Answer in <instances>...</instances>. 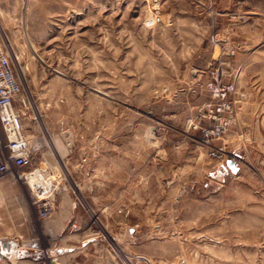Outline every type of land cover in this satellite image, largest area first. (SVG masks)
<instances>
[{
	"label": "rangeland",
	"instance_id": "obj_1",
	"mask_svg": "<svg viewBox=\"0 0 264 264\" xmlns=\"http://www.w3.org/2000/svg\"><path fill=\"white\" fill-rule=\"evenodd\" d=\"M0 33L53 201L0 177V264H264V0H0Z\"/></svg>",
	"mask_w": 264,
	"mask_h": 264
},
{
	"label": "built area",
	"instance_id": "obj_2",
	"mask_svg": "<svg viewBox=\"0 0 264 264\" xmlns=\"http://www.w3.org/2000/svg\"><path fill=\"white\" fill-rule=\"evenodd\" d=\"M232 89V84L225 85L216 93L217 114L228 113L231 110L227 95ZM22 90V82L0 33V177L16 171L19 177L24 175L23 181L28 183L26 175H35L39 170L34 167L36 148L28 139L23 117L15 106ZM31 188L35 192L33 205L37 216L41 219L49 217L53 211V201L45 196L47 186Z\"/></svg>",
	"mask_w": 264,
	"mask_h": 264
},
{
	"label": "bare ground",
	"instance_id": "obj_3",
	"mask_svg": "<svg viewBox=\"0 0 264 264\" xmlns=\"http://www.w3.org/2000/svg\"><path fill=\"white\" fill-rule=\"evenodd\" d=\"M19 60V59H18ZM26 68V67H25ZM22 75V74H21ZM39 116V115H38ZM44 131V130H43ZM51 153V151H50ZM18 176V175H17ZM19 177V176H18ZM27 178V182L29 183V185L31 187L37 188V187H46L45 186V182H43V180L40 178V175H38V173H36L35 175H26ZM41 180V181H40ZM71 181V180H70ZM69 181V182H70ZM72 183V182H71ZM74 183V182H73ZM76 185V184H75ZM72 186V185H71ZM80 188V187H79ZM80 192V191H79ZM78 192V193H79ZM85 203V202H84ZM87 204V203H86ZM95 220V219H94ZM98 224V223H97ZM102 227V226H101ZM104 228V227H103ZM102 228V229H103ZM15 255L11 254V257H14ZM16 259V258H15ZM126 259V258H125ZM21 261V260H20Z\"/></svg>",
	"mask_w": 264,
	"mask_h": 264
},
{
	"label": "crops",
	"instance_id": "obj_4",
	"mask_svg": "<svg viewBox=\"0 0 264 264\" xmlns=\"http://www.w3.org/2000/svg\"><path fill=\"white\" fill-rule=\"evenodd\" d=\"M11 185L12 183L11 182H7V181H5V182H0V187L1 186H3V185ZM0 243H4V242H0ZM5 247V246H4Z\"/></svg>",
	"mask_w": 264,
	"mask_h": 264
}]
</instances>
